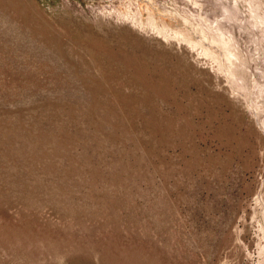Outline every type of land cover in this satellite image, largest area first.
Wrapping results in <instances>:
<instances>
[{"label": "rangeland", "instance_id": "374dc122", "mask_svg": "<svg viewBox=\"0 0 264 264\" xmlns=\"http://www.w3.org/2000/svg\"><path fill=\"white\" fill-rule=\"evenodd\" d=\"M0 264H264V0H0Z\"/></svg>", "mask_w": 264, "mask_h": 264}]
</instances>
